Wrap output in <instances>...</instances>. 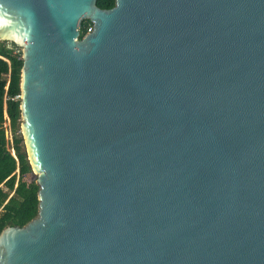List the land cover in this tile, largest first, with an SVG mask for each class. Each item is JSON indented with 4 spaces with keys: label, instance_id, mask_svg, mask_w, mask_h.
<instances>
[{
    "label": "water",
    "instance_id": "1",
    "mask_svg": "<svg viewBox=\"0 0 264 264\" xmlns=\"http://www.w3.org/2000/svg\"><path fill=\"white\" fill-rule=\"evenodd\" d=\"M95 1L0 0L37 185L0 264H264V0Z\"/></svg>",
    "mask_w": 264,
    "mask_h": 264
},
{
    "label": "trees",
    "instance_id": "2",
    "mask_svg": "<svg viewBox=\"0 0 264 264\" xmlns=\"http://www.w3.org/2000/svg\"><path fill=\"white\" fill-rule=\"evenodd\" d=\"M101 9L113 6L114 0H96ZM87 19L79 23L78 38L90 29ZM16 51V52H15ZM20 49L0 41V230L10 223H20L37 211L35 176L31 173L19 132ZM3 110L11 132V154L2 127Z\"/></svg>",
    "mask_w": 264,
    "mask_h": 264
},
{
    "label": "built area",
    "instance_id": "3",
    "mask_svg": "<svg viewBox=\"0 0 264 264\" xmlns=\"http://www.w3.org/2000/svg\"><path fill=\"white\" fill-rule=\"evenodd\" d=\"M15 52H16V51H15ZM3 119H4V121H3V123H2V127L4 128L5 138H6V140L9 142V143H8V145H9V149H10L11 154H13L12 149H11V137H8L7 133H5V131H6V127H7V129L9 130V132H10V129H9L8 118H7V116H6L5 112H4V110H3Z\"/></svg>",
    "mask_w": 264,
    "mask_h": 264
},
{
    "label": "rangeland",
    "instance_id": "4",
    "mask_svg": "<svg viewBox=\"0 0 264 264\" xmlns=\"http://www.w3.org/2000/svg\"><path fill=\"white\" fill-rule=\"evenodd\" d=\"M20 49V48H19ZM5 133H7V135H8V137H11V132H9V130L7 129V127H6V131H5ZM9 143V142H8ZM32 173V172H31ZM33 174V173H32ZM34 175V174H33Z\"/></svg>",
    "mask_w": 264,
    "mask_h": 264
}]
</instances>
